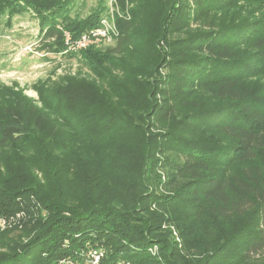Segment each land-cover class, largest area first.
I'll use <instances>...</instances> for the list:
<instances>
[{"label": "trees", "instance_id": "trees-1", "mask_svg": "<svg viewBox=\"0 0 264 264\" xmlns=\"http://www.w3.org/2000/svg\"><path fill=\"white\" fill-rule=\"evenodd\" d=\"M72 1L0 0V14L33 9L43 30L42 49L62 51L64 31L75 39L95 27L105 10L106 0H98L87 15L71 17ZM189 2L186 23L201 31L175 41L176 49L164 65L168 77L161 82L160 105L150 101L154 80H148L146 91L140 78L154 79L158 43L167 39L166 32L171 36L177 31L171 18L176 5L167 0H141L131 7L130 18L116 17L118 36L113 44L84 52L91 81L70 77L60 88L39 90L36 104L12 93L0 98V152L9 159L4 160L6 167L0 163V214L23 210L26 222L34 218L23 230L37 227L25 242L17 233L10 234L19 230L0 231V264H54L85 242L105 247L102 264L120 259L180 264L170 257L176 245L169 236L167 245L163 239L156 241L163 259L146 252L154 242L149 235L160 227L162 215L159 221L134 216L138 207L144 210L139 205L144 196L137 190L144 186V166L150 165L148 159L156 149L142 136V126L161 109L175 112L199 106L198 95L225 101V106L196 113V128H217L230 141L211 149L180 143L182 161L174 170L186 181L178 195L187 192L189 197L179 202L191 203L198 215L204 209L219 218L249 213L237 242L219 248L214 264H264V102L248 82L259 74L264 77V0ZM244 47L251 53L243 55ZM133 135L142 136L143 143L135 160L129 150L140 140ZM82 157L87 163L94 161L84 167ZM258 159L261 167L248 166L228 178L216 169ZM130 160L137 162L136 168ZM102 195L110 198L111 205L99 203ZM176 198L156 202L166 207ZM168 216L164 220L178 225ZM177 229L182 238L198 230L191 222ZM203 232L216 237L214 231Z\"/></svg>", "mask_w": 264, "mask_h": 264}, {"label": "rangeland", "instance_id": "rangeland-1", "mask_svg": "<svg viewBox=\"0 0 264 264\" xmlns=\"http://www.w3.org/2000/svg\"><path fill=\"white\" fill-rule=\"evenodd\" d=\"M109 1L106 0L104 9H107L108 6L110 8L121 9V13L125 14L126 18H130L131 7L141 0H113L110 3ZM167 1L169 3L173 2L176 5L174 6V11H172L171 18L173 22L176 21L173 26L176 27L177 31L171 36L169 35L170 31L166 32L168 34L167 39L164 40L161 38L158 43V47L160 48L157 53L158 64L154 68V79L148 75L140 78L142 81V90L145 89L146 91L149 89L148 80H154L152 84H155V88L153 89V86L151 88L153 95L150 96V101L157 105L163 102V95L160 90L161 82L168 77L164 65L176 49L175 41L183 37H192L201 31L197 26L195 27L192 24L189 25L186 23L187 16L192 7L189 0ZM97 3L98 0H73L69 8V15L71 17H83ZM67 33L69 34V32ZM42 34L43 30L39 17L29 7L11 15L7 12L0 14V87L2 86L4 89L0 92V98H4L6 94L12 93L18 98L31 100V102L36 104L39 99V90L52 89L54 86L60 88L70 77H76L77 75L78 77L86 78L85 80L87 81H91L94 77L87 69L84 58L86 54L84 52L88 51L87 49L89 48H92L90 50L91 52H94V50L100 51L113 44V41L109 42L105 40L96 44H89L79 50H72L67 47L64 41L62 51H53L52 48L50 49L51 51H47L42 49ZM242 51L243 55L251 53V49L247 47L242 48ZM248 82L254 93L258 94L264 102V77L259 74L258 76L248 78ZM197 99L201 101V104L197 107L189 105L188 107L178 108L175 112L170 110H166L165 112L161 109L160 113L150 116L148 121L144 122L142 126L145 132L142 136L152 140L155 143L154 146L156 149L150 154L148 159V165H150L144 166V186L137 190V193L144 196V202L139 203L144 210H140L138 207L134 216L138 217L139 220L159 221L161 215L164 219L170 215L171 218L168 217L175 220L176 223L178 222L180 230L184 228L186 223L190 222L193 228L198 229L192 236L189 237L186 234L185 238H182L177 229L178 225L163 219L160 221V227L149 235L154 242L152 241L151 245L147 247L146 252L157 259H161L162 256L163 259L160 244L156 241L163 239L164 245H167L169 241H167L166 237L169 236L174 245H176L173 249L174 253L170 257L171 259H176L180 264H214V256L219 252L218 249L223 245H233L234 241L237 242L238 238L236 235H239V233L242 234L243 226L249 222L250 218L249 213L244 216L232 215L219 218L206 209L201 211V215H198L194 213V208L191 203L179 202L180 198L187 199L189 197L187 192L178 195L182 191V185L186 181V179L177 176L174 170V165L182 161L183 154L181 153L180 143L184 144L190 141L189 143H198L200 146L202 145L203 147L211 149L215 146L223 147V145L228 144L230 141L217 128L206 126L203 130H199V128H196L199 122L193 118L196 113L203 114L213 108L218 109V107L225 106V101H218L201 95H198ZM142 136H132V139L137 140L138 137L140 140L138 143H131L132 148L129 152L133 155L131 158L134 160L141 155L143 145L141 142ZM198 136L202 138H199V142H196L198 141ZM4 154L0 152V163L6 167L9 164L4 163V160L9 161V159L7 158L8 155ZM134 160H130L129 163L136 168L137 162ZM93 161L94 159L87 163L82 157L81 165L89 167V164ZM96 165L95 162L90 170L91 173L94 171ZM252 165L261 167L263 164L258 159L257 161L254 160L245 163L230 162L228 165H217L216 169L228 178L234 174H242L243 169ZM97 195L98 193H96L95 197ZM173 196H177L174 204L169 202L166 207L160 206L156 202L158 198H172ZM98 201L99 203L105 201L104 205H111L110 198L105 195L99 197ZM69 205L72 211L78 212L77 206L72 207L71 204ZM79 211L83 210L79 208ZM39 213H41V216H45L46 211L41 210ZM33 219H29L30 221L27 220V222H21L19 225L8 228L7 230H19V232H12L10 234L17 233L20 238L19 241L25 242L37 230V227L33 229L25 228L23 230V227ZM112 219L114 218L112 217ZM204 230L214 231L216 237L211 238L203 232ZM222 235L224 236L223 239L220 238ZM224 239L226 240L222 244ZM68 241V238H65L63 244L66 242L68 244ZM96 245H100L104 248V251L106 250L102 244ZM0 252H2L1 249ZM166 255L167 253H165L164 257ZM125 261L133 264L130 260Z\"/></svg>", "mask_w": 264, "mask_h": 264}, {"label": "built area", "instance_id": "built-area-1", "mask_svg": "<svg viewBox=\"0 0 264 264\" xmlns=\"http://www.w3.org/2000/svg\"><path fill=\"white\" fill-rule=\"evenodd\" d=\"M113 2V0H110ZM116 17H125L121 13V9L110 8L104 10L100 16L98 23L86 31H83L75 39H71L67 32H64V41L67 47L72 50H79L85 48L89 44H96L100 41H113L118 36V28L116 24ZM26 216L25 211L19 210L10 215L0 214V231L19 225L24 222ZM67 245V242L64 243ZM105 251L100 245L84 243L82 246L74 249L71 254L58 258L54 264H102ZM112 264H131L125 260H117Z\"/></svg>", "mask_w": 264, "mask_h": 264}]
</instances>
